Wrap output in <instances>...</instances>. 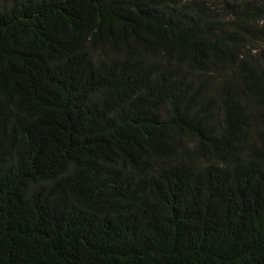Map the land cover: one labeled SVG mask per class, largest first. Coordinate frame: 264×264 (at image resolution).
I'll list each match as a JSON object with an SVG mask.
<instances>
[{"label": "trees", "instance_id": "16d2710c", "mask_svg": "<svg viewBox=\"0 0 264 264\" xmlns=\"http://www.w3.org/2000/svg\"><path fill=\"white\" fill-rule=\"evenodd\" d=\"M0 264H264V0H0Z\"/></svg>", "mask_w": 264, "mask_h": 264}]
</instances>
